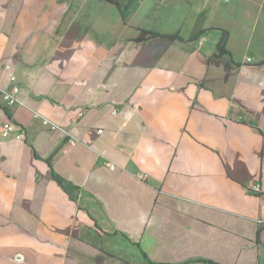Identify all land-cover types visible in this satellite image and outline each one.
Returning <instances> with one entry per match:
<instances>
[{
    "label": "crops",
    "instance_id": "obj_1",
    "mask_svg": "<svg viewBox=\"0 0 264 264\" xmlns=\"http://www.w3.org/2000/svg\"><path fill=\"white\" fill-rule=\"evenodd\" d=\"M116 1L0 0V264H264V0Z\"/></svg>",
    "mask_w": 264,
    "mask_h": 264
},
{
    "label": "built area",
    "instance_id": "obj_2",
    "mask_svg": "<svg viewBox=\"0 0 264 264\" xmlns=\"http://www.w3.org/2000/svg\"><path fill=\"white\" fill-rule=\"evenodd\" d=\"M248 60H251L248 58ZM12 85L9 88H2L0 87V96L2 98V101L6 105H15L20 102L18 98V94L20 92L21 86L16 83V78L14 75L11 77ZM117 111L114 110V113ZM36 117H42L38 113H35ZM43 122L45 125L50 127L51 129H61V126L50 120L49 118L42 117ZM100 132L102 130H99ZM0 136L9 139V138H15L18 140H25L26 135L23 129H21L17 124H15L12 120H7L3 123V125L0 127ZM76 141L73 139L71 140V143H75ZM113 167V166H112ZM249 190L253 192H259L261 190V185L259 183H253L250 185Z\"/></svg>",
    "mask_w": 264,
    "mask_h": 264
},
{
    "label": "trees",
    "instance_id": "obj_3",
    "mask_svg": "<svg viewBox=\"0 0 264 264\" xmlns=\"http://www.w3.org/2000/svg\"><path fill=\"white\" fill-rule=\"evenodd\" d=\"M109 1L114 2V3H117L116 0H109ZM143 33L150 34V36H153V37L160 36L161 35V34L156 33V32H150V31H145V30H143ZM162 36H167V37H169L171 39H176V38H180L181 39V37L179 36L178 33L177 34H172V35H162ZM138 40H140V41L144 40V36L143 37H139ZM226 44H227V34L224 33L223 36H222V38H221V40H220V42L218 43V53L215 56H221L223 54H227V53L229 54L230 53L226 49ZM59 182L62 184V181L60 179H59ZM143 253H144L145 257H147L146 256V253L145 252H143ZM148 261L151 264H171V263H157V262H154V261L150 260L149 258H148ZM189 262H191V261H187V262H183V263H178V264H188ZM199 262H203V263H206V264H219V263H217L215 261H212V260H209V259H201V260H199Z\"/></svg>",
    "mask_w": 264,
    "mask_h": 264
}]
</instances>
